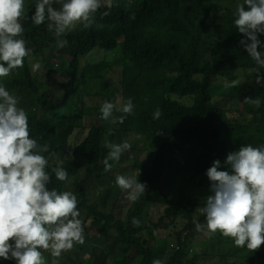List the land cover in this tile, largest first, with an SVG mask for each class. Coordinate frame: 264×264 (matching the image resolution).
Returning a JSON list of instances; mask_svg holds the SVG:
<instances>
[{
	"label": "trees",
	"instance_id": "trees-1",
	"mask_svg": "<svg viewBox=\"0 0 264 264\" xmlns=\"http://www.w3.org/2000/svg\"><path fill=\"white\" fill-rule=\"evenodd\" d=\"M37 2L24 0L21 20L24 33L21 38L26 41V47H34L31 57L25 58L24 66H30L33 60L39 63V59L41 64L43 53L49 59V66L46 70L41 67L36 71L19 68L4 78L19 86L31 85L27 97H37L40 109L45 108V114L54 112V117L65 116L67 112L72 116L75 108L81 117L86 114L85 109L89 107H85L84 102L90 91L85 88V79L91 86L102 87L107 83L105 90H97L96 93L104 95L118 108L129 99L134 105L133 114L127 116L122 125L125 126L134 114L136 117V126L126 131L131 151L125 152L119 162L127 161L133 151L143 149L140 141L143 132L154 131L161 133L164 139L172 137L175 140L168 166L184 173L180 182H167L173 185L172 194L162 191L160 196L149 200L153 203L146 226L128 225L125 220L99 209L95 199L87 196L85 208L95 214V220L87 224L89 218L84 224L85 239L98 224L118 229L116 238L122 242L119 247L121 253L116 254L118 264H152L156 259L163 264H264V245L251 252L246 247H236L231 238L223 237L219 232L209 233L206 227L202 231L196 230L194 221L206 224L198 209L205 206L207 198L201 206L199 199L192 202L180 199L181 191L178 195L174 193L185 187L183 179L187 177L189 167L191 181L198 178L210 186L206 172L213 161L221 162L218 170L232 174L230 165L225 163L229 153L238 151L243 145L264 147V81L257 84V74L249 71L257 68L264 76V68L259 67L240 44L246 37L234 23L236 5L243 1L112 0L111 7H108L105 0L94 14L91 27L78 24L59 38L48 31L47 21L39 26L34 24L31 17ZM228 4L234 5L233 14L225 12ZM61 6L59 2L53 4L57 10ZM245 10H248L247 6ZM104 12L109 14L105 16ZM263 37L264 34H258L262 45L258 51L262 52ZM58 39H66L68 44L58 47ZM52 48H55L54 52ZM111 53H114L115 61L110 64L108 57ZM59 56L71 60L70 78L56 63ZM98 64L113 67L117 76L115 81L98 74L89 76L88 71ZM79 71L83 74L79 75ZM42 77L46 78L48 88L40 84ZM236 79L240 80L238 86H225ZM58 89L62 90L60 96ZM257 97L261 100L259 108L244 103L245 98ZM100 107L98 105L96 109ZM157 108L163 113L160 119L153 118ZM27 115L31 138L36 139L40 146L50 145L49 152L42 153L49 159L46 169L51 175L49 190L68 191L69 180L75 178L78 181L80 173L96 163L102 164L101 171L105 173L102 161L109 151L105 143L118 144L113 133L121 126L107 129L99 122H77L79 131L73 138L67 157L63 162H53V155L67 151L66 140L58 139V130L62 128L64 119ZM197 116H200L198 122ZM136 134H139V139ZM59 140L63 142L60 147L57 145ZM57 166L67 170V180L55 178L52 168ZM106 175L109 178L104 183L106 190L103 195L117 194V175L110 171ZM145 175V171L135 167L127 176L141 183ZM155 209L164 216L156 221L157 227L151 220ZM140 210L137 203L134 212L137 218ZM197 215L200 216L196 219ZM145 228H149V236L142 234ZM185 231L189 232L183 238ZM82 246L96 257L106 254L96 242ZM197 246L199 252H192ZM43 255L46 264H51L50 251L43 252ZM64 255L65 252L59 258L60 264L69 263V254L65 258ZM104 260L110 261L109 256ZM0 264H15V261L0 259Z\"/></svg>",
	"mask_w": 264,
	"mask_h": 264
},
{
	"label": "clouds",
	"instance_id": "clouds-1",
	"mask_svg": "<svg viewBox=\"0 0 264 264\" xmlns=\"http://www.w3.org/2000/svg\"><path fill=\"white\" fill-rule=\"evenodd\" d=\"M55 2L61 3L59 10L53 7ZM106 2L111 7L112 0ZM104 3L105 0H38L31 18L37 26L47 21L48 31L59 38L78 24L91 27L94 14ZM235 13V26L246 37L240 44L264 68V52L258 51L262 46L258 34H264V0H243L236 5ZM23 15L24 0H0V77L23 68L25 58L32 55L33 50L21 38ZM57 44L63 48L68 41L58 39ZM32 68L39 70L41 64L35 63ZM249 71L257 74V84L264 81L257 68ZM239 84L240 80L236 79L225 86ZM244 103L259 108L261 100L245 98ZM18 104L19 98L0 85V259L14 260L15 264H46L43 252L50 251L54 258L51 264H60L62 253L85 243L79 201L72 191L49 190L51 175L46 171L49 159L42 153H48L50 145L40 146L31 138L28 115ZM133 111L131 99L119 108L108 101L100 107L101 119L112 124H123ZM117 112L122 115H115ZM162 115L157 108L153 118L160 119ZM58 139H61L59 134ZM105 147L109 151L102 163L104 171L109 172L113 167L109 161H119L125 152L131 151L132 145L125 140L118 144L106 142ZM225 163L230 165L232 174L218 170L219 160L213 161L206 172L212 194L205 206L198 209L206 224L194 221L196 230L206 227L209 233L219 232L231 238L236 247L255 252L264 245V147L243 145L229 153ZM52 172L59 181L68 178L67 170L62 167H54ZM115 182L131 202L145 195L147 189L146 183L126 175L118 174ZM132 223L139 227L141 221L134 217ZM152 264L163 262L156 259Z\"/></svg>",
	"mask_w": 264,
	"mask_h": 264
},
{
	"label": "rangeland",
	"instance_id": "rangeland-1",
	"mask_svg": "<svg viewBox=\"0 0 264 264\" xmlns=\"http://www.w3.org/2000/svg\"><path fill=\"white\" fill-rule=\"evenodd\" d=\"M243 1V0H242ZM225 12L228 11L230 14L234 13L233 4L225 5ZM264 38V37H263ZM264 46V42H263ZM34 51V47L31 48ZM32 51V52H33ZM49 51V50H48ZM52 51H55V48H52ZM120 53V52H119ZM117 53V54H119ZM48 57L46 53L42 54V69L46 70L48 63ZM56 62L61 69L70 78L72 72L70 70V59H63L61 56L57 57ZM109 63H114L115 55L111 53L108 57ZM38 63L36 60H33L30 66H24L22 69H26L27 71H33L32 65ZM40 63V59H39ZM55 64V60H53ZM83 74L79 71V75ZM95 74L102 75L112 81H115L117 78L116 71L113 67L109 65H100L98 64L95 69H90L88 71L89 76H93ZM59 78V76H55ZM85 88L90 91V93L85 97L84 106L89 107L86 108V114L82 117L80 116V112L78 109H74L75 113L71 114L69 112L66 113L65 116H53L54 112L49 114H45V108L40 109L39 99L35 96L27 97L28 91L32 88L31 85L24 84L22 86L16 85L14 82L7 80L4 77H0V85L4 86L10 93L16 95L19 98L18 107H22L28 114L32 117H51L54 119H64V123L62 128L58 130L59 137H62L67 142V151L59 154H55L53 156V162H63L64 158L67 157V152L71 150L72 141L74 136L79 131V127L77 122L82 124L87 123V121H91V123H101L107 129H112L115 126H121L118 130L114 131L113 136L117 143H121L123 140H126V135L128 132V128H134L136 126V117L135 114L127 120L125 126L122 124H112L110 121H105L101 119L100 108L96 109L98 105H102L107 99L102 94H97V90H105L108 86L106 85L102 87L91 86L89 85V81L85 79L84 82ZM40 84L44 87L49 86L45 77L40 79ZM48 88V87H47ZM60 89L57 90V94L61 95ZM36 94L39 95L38 91H35ZM211 103L214 102L211 100ZM40 109V110H39ZM91 111V112H90ZM115 115H122V113H114ZM197 122L200 120V116L196 117ZM58 127L59 124L57 123ZM64 131V134L62 132ZM139 139V134H136ZM143 143V150L134 151L132 155L125 162L114 161L113 169L110 171L112 175H128L129 172H132L135 167L146 172V175L143 177L141 183L147 184V189L145 195L141 196L136 202H131L126 198V193L123 192L120 188L116 193H111L107 196H104L105 186L104 183L109 178L105 173H102L101 163H96L91 169H84L79 177L78 181L75 178H71L67 184L68 191H72L77 194V198L79 201L78 208L81 213L80 219L86 223L89 219L88 223H91L95 220V214L89 213V211L85 208V204L87 202V196H91L95 199L97 207L102 209L104 212L109 214H114L116 218H121L125 220V222L130 225L133 224V218H137L134 215L135 209L138 205L141 206L139 219L141 221L142 226L148 225L149 211L151 210L149 200L151 198H156L160 196L162 191H166L169 194L173 193V185L167 184L168 181L180 182L183 176L182 171L175 170L172 167L168 166L169 158L172 154L173 143L175 140L172 139H164L162 134H158V132L154 131H145L143 132V137L140 139ZM57 145L60 147L62 142H57ZM189 167V166H188ZM190 167L187 170V177L183 179L186 184L185 187L179 188V192H174L175 194H180V199L185 198L189 201L196 202L198 199L201 201L200 205L203 206L205 203V199L211 193L210 186L206 184L205 181H201L198 178L191 181L190 178ZM192 185V189H191ZM176 187H179L176 186ZM119 197V199H118ZM179 199V201H181ZM200 215L196 216V219ZM162 213L159 210L155 209L152 212L151 220L155 227H157L156 221H160ZM189 231H185L183 233V238ZM118 233V229H110L106 224H98L95 226L92 234H88L85 239V244L90 242H96L97 245L101 246L105 249L106 254L101 256H94L90 254L88 251L84 249L82 245H75L73 249L69 252H65L69 254L67 259L68 264H118L119 260L116 258V254L121 253L119 247L122 246V242H118L116 238V234ZM159 232H155L157 234ZM144 236H149V228H145L142 231ZM96 238L94 240L93 238ZM197 246L194 253H198ZM193 250V249H192ZM191 252V253H192ZM65 255L63 256L65 258ZM109 256L110 261H105L104 257ZM54 258L52 256L49 257L50 262H52ZM11 261V260H8Z\"/></svg>",
	"mask_w": 264,
	"mask_h": 264
},
{
	"label": "flooded vegetation",
	"instance_id": "flooded-vegetation-1",
	"mask_svg": "<svg viewBox=\"0 0 264 264\" xmlns=\"http://www.w3.org/2000/svg\"><path fill=\"white\" fill-rule=\"evenodd\" d=\"M152 203H153V202H149V204H150V207H151Z\"/></svg>",
	"mask_w": 264,
	"mask_h": 264
},
{
	"label": "water",
	"instance_id": "water-1",
	"mask_svg": "<svg viewBox=\"0 0 264 264\" xmlns=\"http://www.w3.org/2000/svg\"><path fill=\"white\" fill-rule=\"evenodd\" d=\"M176 200H177V197H176Z\"/></svg>",
	"mask_w": 264,
	"mask_h": 264
}]
</instances>
